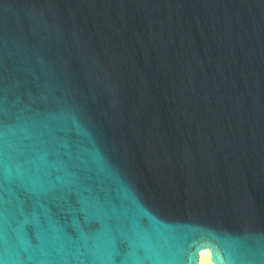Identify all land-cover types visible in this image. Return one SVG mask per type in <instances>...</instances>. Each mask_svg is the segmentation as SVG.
I'll return each instance as SVG.
<instances>
[{"label": "water", "instance_id": "1", "mask_svg": "<svg viewBox=\"0 0 264 264\" xmlns=\"http://www.w3.org/2000/svg\"><path fill=\"white\" fill-rule=\"evenodd\" d=\"M264 264V0H0V264Z\"/></svg>", "mask_w": 264, "mask_h": 264}, {"label": "bare ground", "instance_id": "2", "mask_svg": "<svg viewBox=\"0 0 264 264\" xmlns=\"http://www.w3.org/2000/svg\"><path fill=\"white\" fill-rule=\"evenodd\" d=\"M199 264H212L210 262V252L206 251L205 253L200 255Z\"/></svg>", "mask_w": 264, "mask_h": 264}]
</instances>
